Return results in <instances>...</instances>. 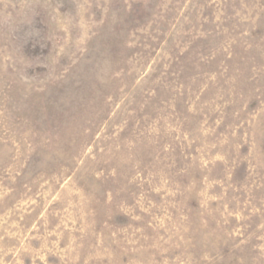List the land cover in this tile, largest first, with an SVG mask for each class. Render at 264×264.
Segmentation results:
<instances>
[{
	"label": "rangeland",
	"instance_id": "374dc122",
	"mask_svg": "<svg viewBox=\"0 0 264 264\" xmlns=\"http://www.w3.org/2000/svg\"><path fill=\"white\" fill-rule=\"evenodd\" d=\"M0 264H264V0H0Z\"/></svg>",
	"mask_w": 264,
	"mask_h": 264
}]
</instances>
